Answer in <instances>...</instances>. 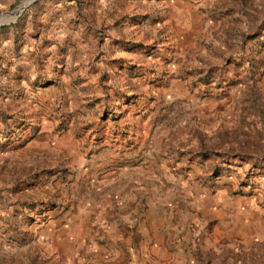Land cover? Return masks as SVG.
<instances>
[{"label":"rangeland","instance_id":"1","mask_svg":"<svg viewBox=\"0 0 264 264\" xmlns=\"http://www.w3.org/2000/svg\"><path fill=\"white\" fill-rule=\"evenodd\" d=\"M23 1L0 264H264V0Z\"/></svg>","mask_w":264,"mask_h":264},{"label":"water","instance_id":"2","mask_svg":"<svg viewBox=\"0 0 264 264\" xmlns=\"http://www.w3.org/2000/svg\"><path fill=\"white\" fill-rule=\"evenodd\" d=\"M31 1H32V0H29V1L27 2V0H24V1L21 3V6H25L26 4L30 3ZM10 14H11V13H4V15H5L6 17H9Z\"/></svg>","mask_w":264,"mask_h":264},{"label":"bare ground","instance_id":"3","mask_svg":"<svg viewBox=\"0 0 264 264\" xmlns=\"http://www.w3.org/2000/svg\"><path fill=\"white\" fill-rule=\"evenodd\" d=\"M29 0H27V2H28Z\"/></svg>","mask_w":264,"mask_h":264}]
</instances>
